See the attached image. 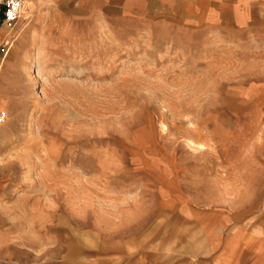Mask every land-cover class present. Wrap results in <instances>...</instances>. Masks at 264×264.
Here are the masks:
<instances>
[{"label":"rangeland","instance_id":"374dc122","mask_svg":"<svg viewBox=\"0 0 264 264\" xmlns=\"http://www.w3.org/2000/svg\"><path fill=\"white\" fill-rule=\"evenodd\" d=\"M237 4L30 0L0 24V264H214L216 238L264 236V7Z\"/></svg>","mask_w":264,"mask_h":264},{"label":"crops","instance_id":"0c3cea01","mask_svg":"<svg viewBox=\"0 0 264 264\" xmlns=\"http://www.w3.org/2000/svg\"><path fill=\"white\" fill-rule=\"evenodd\" d=\"M238 16L248 21L247 16L264 7V0H237ZM218 246L214 264H264V236L253 235L248 231L235 230L223 241H213Z\"/></svg>","mask_w":264,"mask_h":264},{"label":"built area","instance_id":"2783aa9c","mask_svg":"<svg viewBox=\"0 0 264 264\" xmlns=\"http://www.w3.org/2000/svg\"><path fill=\"white\" fill-rule=\"evenodd\" d=\"M29 0H0V24L8 26L16 23L22 16L25 4ZM5 113H0V124L6 121Z\"/></svg>","mask_w":264,"mask_h":264},{"label":"bare ground","instance_id":"6f19581e","mask_svg":"<svg viewBox=\"0 0 264 264\" xmlns=\"http://www.w3.org/2000/svg\"><path fill=\"white\" fill-rule=\"evenodd\" d=\"M30 1V0H29ZM28 2V1H27ZM27 4V3H26ZM26 4H25V6H26ZM24 9H25V7H24ZM24 9H23V11H24ZM18 37V36H17ZM20 37V36H19ZM18 37V38H19ZM7 44V46H9V48H10V50L12 49V47L14 46V43L13 44H11V42L9 41V42H7L6 43ZM35 50V52L37 51V53H36V56L35 57H33V59H35V60H37L38 61V63H39V67H41V54H40V51L37 49V46L34 48ZM32 57L31 56H27V58L25 59V61L22 63V65L19 67V69H18V72L16 73V79L17 78H19L18 77V73H23V74H25V75H29V73L27 72V70H28V68H29V59H31ZM6 59H7V56L5 57V58H3L2 59V61H0V102L2 101V98H1V96L3 95V93H2V87L4 86V83L5 82H3V80H2V76H3V69H4V67L7 65V61H6ZM38 70H39V68H38ZM18 74V75H17ZM32 79V78H31ZM19 122V121H18ZM3 140V135H2V133H0V141H2ZM198 147V146H197Z\"/></svg>","mask_w":264,"mask_h":264}]
</instances>
